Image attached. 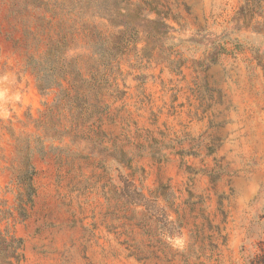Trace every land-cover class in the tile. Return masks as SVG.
I'll return each instance as SVG.
<instances>
[{
    "label": "rangeland",
    "instance_id": "374dc122",
    "mask_svg": "<svg viewBox=\"0 0 264 264\" xmlns=\"http://www.w3.org/2000/svg\"><path fill=\"white\" fill-rule=\"evenodd\" d=\"M246 1L0 0V264H264Z\"/></svg>",
    "mask_w": 264,
    "mask_h": 264
},
{
    "label": "trees",
    "instance_id": "16d2710c",
    "mask_svg": "<svg viewBox=\"0 0 264 264\" xmlns=\"http://www.w3.org/2000/svg\"><path fill=\"white\" fill-rule=\"evenodd\" d=\"M260 1L261 0H253V1L247 0L245 2V4L242 5L237 12V15L234 19L236 25L248 26V25L252 24L255 13L259 12V16H261L262 19L260 21H255V25H254L255 27L254 28H257V30L261 29L262 31H264V9L261 8ZM133 10H136V13H133L134 15L131 14L132 18L140 16L137 9H133ZM107 11L108 10H105L104 14L107 15V17H108ZM129 12H130V9L125 7L123 12L118 11V13H117V11H116V15H118L119 17L120 16H128ZM157 15H159V12H157ZM120 21H122L123 25H127L129 23L128 20H120ZM146 21H149L148 23L154 22V24H155L154 34L160 36L166 32L165 28H167L168 25L163 20H161L160 18H155L153 20L146 19ZM132 25H133L134 29H137V27H135L134 22ZM163 28H164V30H163ZM47 87L48 86H45L43 84H39V88L42 90L46 89ZM31 180H32L31 177L28 178V182L26 184L27 185V191H28V194L30 195V197L33 194V187H32V181ZM7 264H13V263L7 262Z\"/></svg>",
    "mask_w": 264,
    "mask_h": 264
}]
</instances>
